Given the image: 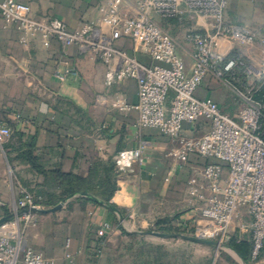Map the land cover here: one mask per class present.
I'll list each match as a JSON object with an SVG mask.
<instances>
[{
    "label": "crops",
    "instance_id": "0c3cea01",
    "mask_svg": "<svg viewBox=\"0 0 264 264\" xmlns=\"http://www.w3.org/2000/svg\"><path fill=\"white\" fill-rule=\"evenodd\" d=\"M20 1L32 8L35 18L58 19L76 30L84 22L98 19L106 0ZM124 1V13L135 17L137 0ZM155 18L176 39L178 53L192 68L193 50L186 35L190 30L210 32L208 21ZM226 21L264 38V0H228ZM101 30L106 40L142 64H156L139 43L114 42L108 28L101 25ZM217 51L226 58L238 56L259 65L264 46L221 38ZM108 70L93 52L65 47L55 39L48 48L40 39L23 45L15 27L0 16V122L14 133L10 141L0 145V219L13 215L21 188L34 194L46 193L51 203L61 204L64 191L72 187L88 191L103 203L75 195L61 210L37 214V226L27 232L28 247L57 264H193L194 243L158 237L153 242L158 254L150 262L141 260L143 255L134 248L150 243L147 237L152 235L132 233L147 232L152 226L160 229L182 225L176 229L192 234L198 216L188 183L191 177L200 175L207 161L192 156L182 164L171 156L179 141L158 130L142 128L136 111L117 107L118 101L131 106L138 103V83L126 80L109 85ZM231 92L221 81L208 77L197 96L214 100L234 115L244 102ZM208 129L206 121L186 124L184 135L198 138ZM135 149L143 150V161L131 169L119 170L118 154ZM64 176L71 177L74 186ZM107 223L112 231L100 238L98 230ZM232 238L251 241V235L241 231ZM229 242L227 248L219 250L196 244L204 255L195 264H264V252L254 259L252 246L244 244L240 255L228 246ZM207 252L210 257L205 255Z\"/></svg>",
    "mask_w": 264,
    "mask_h": 264
},
{
    "label": "built area",
    "instance_id": "2783aa9c",
    "mask_svg": "<svg viewBox=\"0 0 264 264\" xmlns=\"http://www.w3.org/2000/svg\"><path fill=\"white\" fill-rule=\"evenodd\" d=\"M124 3L106 0L98 19L86 21L76 30L58 19L35 18L32 8L20 0H0V16L15 27L23 45L40 39L48 48L55 39L65 47L77 46L100 57L109 69V85L136 80L138 103L131 106L118 101L116 106L136 111L142 128L158 130L179 141L171 156L182 164L192 156L207 161L200 175L191 177L188 183L198 216L192 235L225 245L238 231L248 233L253 258L258 259L264 252V102L258 98L264 88V51L257 67L242 57L226 58L217 47L221 38L263 46L264 38L249 28L227 23L228 0H137L135 17L124 13ZM155 17L208 21L210 32L190 30L186 35L193 50L192 68L178 53L176 39ZM101 25L111 31L114 42L139 43L156 64L146 66L114 46L105 39ZM208 77L221 81L243 100L239 113L231 115L214 100L197 96ZM201 121L209 123L208 131L198 138H187L185 125ZM13 134L0 122V145L10 141ZM142 161V149L125 150L116 157L119 170L131 169ZM40 200L21 188L12 218L0 224V264H57L27 246V232L38 224V213L33 211L45 209ZM111 231V225L104 224L98 236L105 238Z\"/></svg>",
    "mask_w": 264,
    "mask_h": 264
},
{
    "label": "water",
    "instance_id": "95a60500",
    "mask_svg": "<svg viewBox=\"0 0 264 264\" xmlns=\"http://www.w3.org/2000/svg\"><path fill=\"white\" fill-rule=\"evenodd\" d=\"M81 196L89 198V199H91L92 201H94L96 203H100V204L103 203L99 199H97V198H95L93 196H90L88 194H81ZM74 197H75V195H72V196L68 197L61 204L57 205L56 207L49 208V209L34 210L33 212L38 213V214H50V213L57 212V211H59V210H61L63 208L64 204L67 203L68 200H70V199H72ZM110 208L113 211L119 213L117 211V209H115L113 206H110ZM11 218L12 217H7V218L2 219L0 221V224L10 220ZM132 234H134V235H142V236L152 235V236L163 238V239H181V240L188 241V242H191V243H194V244L211 246V247H214V248H218V247L227 248L226 245H220L216 241L206 240V239L199 238V237H192V236L184 235V234H181V233H160V232H143V233H139V232H133Z\"/></svg>",
    "mask_w": 264,
    "mask_h": 264
},
{
    "label": "rangeland",
    "instance_id": "374dc122",
    "mask_svg": "<svg viewBox=\"0 0 264 264\" xmlns=\"http://www.w3.org/2000/svg\"><path fill=\"white\" fill-rule=\"evenodd\" d=\"M247 64H251L253 66H257V64L255 63H252L250 62L248 59H247ZM232 93V92H231ZM233 94V93H232ZM237 95V94H236ZM238 96V95H237ZM239 97V96H238ZM240 98V97H239ZM49 200H51V198H49ZM55 206L58 205L59 203H53ZM54 207V206H53ZM51 207V208H53ZM50 208V207H49ZM128 231H132L131 228H127ZM147 232H160V233H181V234H186L188 236H192V237H195L194 235L192 234H188V233H183L181 232L179 229H176L174 228L173 226L169 227H165V228H160V229H153V228H150L149 230H146ZM159 238V237H158ZM147 241H150V243L148 242H144L143 244H139L138 246L136 245V247L134 248V252H137L139 253L140 255L142 254L143 256L141 257V260H146L148 262H150L152 260V256L153 255H156L158 254L157 251H156V246L155 244H153L154 241H157V237L155 236H148L147 237ZM163 239V238H162ZM152 243V244H151ZM206 248V247H205ZM220 248L222 247H218V248H214V250H219ZM197 246L196 244H193V248H192V258H191V262L193 264L197 263L198 261V257L201 255H204V253H200L198 250H197ZM207 251H210L209 248H207ZM206 256L210 255L209 252L205 253ZM210 257V256H208Z\"/></svg>",
    "mask_w": 264,
    "mask_h": 264
},
{
    "label": "trees",
    "instance_id": "16d2710c",
    "mask_svg": "<svg viewBox=\"0 0 264 264\" xmlns=\"http://www.w3.org/2000/svg\"><path fill=\"white\" fill-rule=\"evenodd\" d=\"M234 57V56H233ZM236 57V56H235ZM258 98L264 102V88L262 90V92L258 95ZM62 178H65L66 180H68L69 184L71 186H74V180H72L71 177H62ZM33 193V192H32ZM36 194V197H39L41 198V200L39 201L40 204H42L43 206L45 207H56L53 203H51V201L48 199V195L46 193H43L41 191H38L35 193ZM81 194H88L90 196H93L95 197L94 195H92L91 193H89L88 191H81V190H75L74 188H70L69 190H65L64 193H63V196L61 197V201L63 202L66 198L72 196V195H81ZM97 198V197H95ZM105 198V197H104ZM98 199V198H97ZM107 202L109 201L108 199H106ZM60 201V202H61ZM124 233H126L125 230H122ZM244 244H250L252 246V241H239L237 239H231V241L229 242L228 246L230 248H232L233 250H235L237 253H239L240 255H242V251H241V247L244 245ZM252 250H253V247H252Z\"/></svg>",
    "mask_w": 264,
    "mask_h": 264
}]
</instances>
